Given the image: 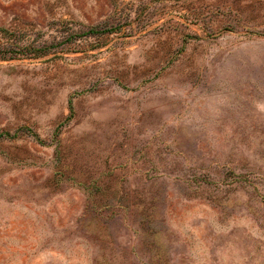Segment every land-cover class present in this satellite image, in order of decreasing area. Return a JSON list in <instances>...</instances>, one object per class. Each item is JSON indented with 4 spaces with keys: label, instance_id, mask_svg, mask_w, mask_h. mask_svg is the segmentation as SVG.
<instances>
[{
    "label": "rangeland",
    "instance_id": "obj_1",
    "mask_svg": "<svg viewBox=\"0 0 264 264\" xmlns=\"http://www.w3.org/2000/svg\"><path fill=\"white\" fill-rule=\"evenodd\" d=\"M0 264H264V0H0Z\"/></svg>",
    "mask_w": 264,
    "mask_h": 264
}]
</instances>
